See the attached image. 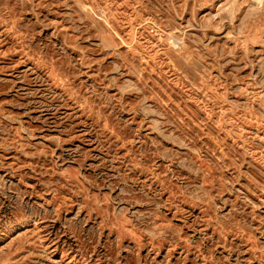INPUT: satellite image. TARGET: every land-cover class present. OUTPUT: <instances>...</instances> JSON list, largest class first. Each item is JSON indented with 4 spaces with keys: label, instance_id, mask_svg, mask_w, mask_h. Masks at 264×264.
Masks as SVG:
<instances>
[{
    "label": "rangeland",
    "instance_id": "rangeland-1",
    "mask_svg": "<svg viewBox=\"0 0 264 264\" xmlns=\"http://www.w3.org/2000/svg\"><path fill=\"white\" fill-rule=\"evenodd\" d=\"M0 264H264V0H0Z\"/></svg>",
    "mask_w": 264,
    "mask_h": 264
}]
</instances>
